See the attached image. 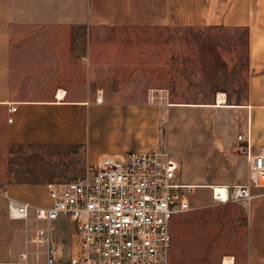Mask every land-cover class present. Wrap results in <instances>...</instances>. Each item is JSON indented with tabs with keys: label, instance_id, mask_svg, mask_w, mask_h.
Masks as SVG:
<instances>
[{
	"label": "rangeland",
	"instance_id": "1",
	"mask_svg": "<svg viewBox=\"0 0 264 264\" xmlns=\"http://www.w3.org/2000/svg\"><path fill=\"white\" fill-rule=\"evenodd\" d=\"M53 32L60 39L52 43L63 54L60 75L76 81L73 93L84 96L90 91L97 96L102 90L116 99L152 102L157 116L153 140L181 163L184 182L192 186L247 182L248 142L239 140V135L251 131L254 151L264 150V140L257 119L261 110L252 117L247 106L249 54L244 29L94 25L61 26ZM219 93L226 95L224 106H216ZM124 139L117 133L113 143L124 145ZM1 143L0 132V259L43 261L44 248L37 258L39 248L30 241L36 222L9 217V183H29L21 185L30 191L19 199L46 205L49 181H66L88 171L85 149L57 146L10 152ZM108 155L121 157L104 151L100 158ZM188 190L197 208L174 220L173 262L224 264V257L232 255L236 264L248 263L258 198L252 209L240 202L214 204L210 186ZM39 225L54 226L55 243L74 249L68 221Z\"/></svg>",
	"mask_w": 264,
	"mask_h": 264
},
{
	"label": "crops",
	"instance_id": "2",
	"mask_svg": "<svg viewBox=\"0 0 264 264\" xmlns=\"http://www.w3.org/2000/svg\"><path fill=\"white\" fill-rule=\"evenodd\" d=\"M94 25L244 29L249 54L247 106L252 117L261 110L257 119L264 140V0H0V132L8 151L77 146L85 149L90 167L104 151L157 147L151 134L157 117L152 102L116 99L108 93L97 102L90 91L84 96L73 93L76 81L60 75L63 54L52 43L60 39L53 30ZM117 133L125 138L124 145H114ZM26 184L9 183L8 200L24 199L30 191L21 186ZM259 189L246 264H264V187ZM227 256L236 264L234 256ZM0 264L36 263L0 259Z\"/></svg>",
	"mask_w": 264,
	"mask_h": 264
},
{
	"label": "built area",
	"instance_id": "3",
	"mask_svg": "<svg viewBox=\"0 0 264 264\" xmlns=\"http://www.w3.org/2000/svg\"><path fill=\"white\" fill-rule=\"evenodd\" d=\"M103 100L100 90L96 101ZM251 137L250 130L239 135V140L248 142L247 182L227 185L225 193L211 187L214 204L240 202L252 208L254 190L264 187V150L253 151ZM120 156L99 158L85 174L69 180L49 181L46 205L9 198L11 219L36 222L30 241L39 248L37 258L44 248L45 259L34 263L175 264L174 220L197 208L189 195L192 185L181 179V163L158 146ZM59 219L71 225L72 251L55 243L54 226L39 225Z\"/></svg>",
	"mask_w": 264,
	"mask_h": 264
},
{
	"label": "bare ground",
	"instance_id": "4",
	"mask_svg": "<svg viewBox=\"0 0 264 264\" xmlns=\"http://www.w3.org/2000/svg\"><path fill=\"white\" fill-rule=\"evenodd\" d=\"M63 94H64V92H62V91H60L58 93V95H60V96L63 95ZM226 102H227L226 101V95L224 93H219L216 106H224V105H226V104H224ZM227 185L228 184H225V183L224 184H214L213 186L206 185V184H202V185H195L194 184L192 187H194V186L195 187H207V186H210L212 188L214 187L216 189V192L221 191V192L225 193L226 190H227ZM224 261L229 263V264L234 263V259L232 257H228V256L224 258Z\"/></svg>",
	"mask_w": 264,
	"mask_h": 264
}]
</instances>
